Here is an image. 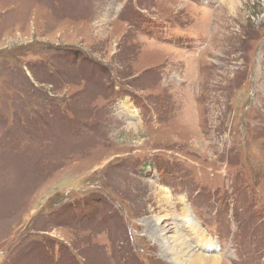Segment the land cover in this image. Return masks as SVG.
<instances>
[{
	"label": "rangeland",
	"instance_id": "rangeland-1",
	"mask_svg": "<svg viewBox=\"0 0 264 264\" xmlns=\"http://www.w3.org/2000/svg\"><path fill=\"white\" fill-rule=\"evenodd\" d=\"M224 2L0 0V264H176L166 214L264 264V0Z\"/></svg>",
	"mask_w": 264,
	"mask_h": 264
},
{
	"label": "bare ground",
	"instance_id": "bare-ground-1",
	"mask_svg": "<svg viewBox=\"0 0 264 264\" xmlns=\"http://www.w3.org/2000/svg\"><path fill=\"white\" fill-rule=\"evenodd\" d=\"M237 1L238 0H225L224 4L220 8L219 13L223 12L226 8L228 9V7L235 9L237 7L236 6ZM133 115H134V113H133ZM160 195L162 197L161 199H162L164 205L166 206V208H164L163 211L166 210L167 212H169L168 204L172 203L170 201L171 198L169 199L170 196L167 194L164 195V193H162ZM157 196H159V195H157ZM179 200H181V199H179ZM184 200L183 201L181 200L179 202V203L183 202L182 209L180 210V213H181L180 216L183 217V221H179V222H181L180 225H181V227L186 228L188 231L191 230L190 232L193 231L194 234H193V236L192 235L191 236L195 237L197 239L196 240L197 243H199L203 247L209 243L208 242L209 238L205 239L204 238V236H206L205 233L202 232L200 230V228L196 227L195 226L196 224H194V222H192L191 217H190L191 214L189 212L187 205H184ZM169 217H170V214L169 215L166 214V215H162V216L160 215V217H157V219L156 218L155 219H156V226L158 227L157 228V233H158L157 236H158V238H160L162 240L164 247L167 249L166 253L173 262H175L176 264H222L221 258L214 255L213 254L214 252L203 253L202 252L203 250L198 251L194 247H192L191 244L187 243V241L184 239L185 235L182 234V231L179 227V224L176 225L173 222V217H171L169 220V221H172L171 223L169 222V224L167 226L161 227L160 226L161 222L164 219H169ZM168 228H170V229H168ZM193 242H194V240H193Z\"/></svg>",
	"mask_w": 264,
	"mask_h": 264
}]
</instances>
